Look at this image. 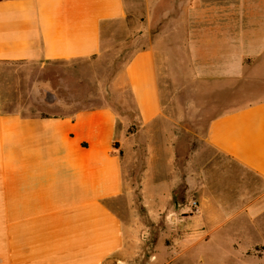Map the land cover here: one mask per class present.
<instances>
[{
    "label": "crops",
    "instance_id": "1",
    "mask_svg": "<svg viewBox=\"0 0 264 264\" xmlns=\"http://www.w3.org/2000/svg\"><path fill=\"white\" fill-rule=\"evenodd\" d=\"M171 1L144 0L153 20L165 18V36L182 30L192 59L229 61L231 78L234 61H254L264 79V0H176L172 11ZM128 10V0H0V264H104L121 256L132 229L116 205L136 162L144 165L142 204L170 230L171 242L161 237L149 264H206V250H225L217 264H234V219L246 196H201L192 201L197 213L191 203L181 212L172 203L175 148L156 127L160 33L118 74L135 109L132 133L109 106L47 115L21 102L30 89L46 90L33 78L43 66L98 54L104 26ZM205 143L264 189V99L213 117Z\"/></svg>",
    "mask_w": 264,
    "mask_h": 264
},
{
    "label": "rangeland",
    "instance_id": "2",
    "mask_svg": "<svg viewBox=\"0 0 264 264\" xmlns=\"http://www.w3.org/2000/svg\"><path fill=\"white\" fill-rule=\"evenodd\" d=\"M171 2L169 9L176 10V0ZM163 7L165 11L167 5ZM128 8L125 19L104 26L98 54L87 60L43 66L39 76L33 77L38 81L33 82H43L46 90L39 93L30 89L23 93L21 102L34 105L47 115L109 106L116 113L118 126L123 122L127 132L132 133L138 128L135 109L127 89L122 88V82L121 86L117 83L118 74L134 50L160 33L157 66L162 123L156 127L167 132L165 135L175 148L174 176L178 178V186L172 203L181 212L201 196H246L245 211L241 210L234 219V264H264V189L253 180H242L241 172L205 143L206 127L213 117L264 99V79L253 73L255 62L234 61L231 78L226 74L230 68L225 67L229 61L192 59L188 45L182 42V30L177 35L165 36V18L153 20L144 0H128ZM205 47L203 43L201 51ZM141 137L137 141H142ZM144 149L143 144L140 149L143 157ZM143 169L142 164H131L127 194L116 205L132 229L127 238L128 248L104 264H149L160 238L164 237L167 244L171 242L164 221L152 222L142 204ZM190 211L197 213L199 208L191 207ZM225 252L206 250L202 256L206 264H217L216 258ZM212 258L214 262L209 260Z\"/></svg>",
    "mask_w": 264,
    "mask_h": 264
},
{
    "label": "built area",
    "instance_id": "3",
    "mask_svg": "<svg viewBox=\"0 0 264 264\" xmlns=\"http://www.w3.org/2000/svg\"><path fill=\"white\" fill-rule=\"evenodd\" d=\"M191 207H192L193 209H196V208H197V204H196L195 202H192V203H191Z\"/></svg>",
    "mask_w": 264,
    "mask_h": 264
}]
</instances>
